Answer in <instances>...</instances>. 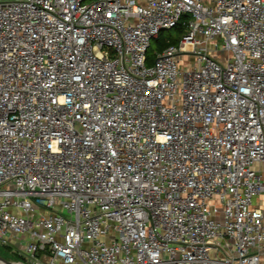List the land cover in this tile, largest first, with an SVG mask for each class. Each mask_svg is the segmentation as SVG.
Instances as JSON below:
<instances>
[{
    "label": "built area",
    "instance_id": "1",
    "mask_svg": "<svg viewBox=\"0 0 264 264\" xmlns=\"http://www.w3.org/2000/svg\"><path fill=\"white\" fill-rule=\"evenodd\" d=\"M0 245L264 264V0H0Z\"/></svg>",
    "mask_w": 264,
    "mask_h": 264
},
{
    "label": "rangeland",
    "instance_id": "2",
    "mask_svg": "<svg viewBox=\"0 0 264 264\" xmlns=\"http://www.w3.org/2000/svg\"><path fill=\"white\" fill-rule=\"evenodd\" d=\"M180 33L175 29L170 30H162L158 37L154 38L150 43V48L148 50V56L151 57L153 60L158 50V43L161 41L167 40H178L180 38ZM186 59V57H184ZM255 198L254 201H256ZM260 203V201H259ZM17 252V251H16ZM16 252L11 251L10 248L4 247L0 245V263L1 264H20L23 263V259L17 255Z\"/></svg>",
    "mask_w": 264,
    "mask_h": 264
},
{
    "label": "trees",
    "instance_id": "3",
    "mask_svg": "<svg viewBox=\"0 0 264 264\" xmlns=\"http://www.w3.org/2000/svg\"><path fill=\"white\" fill-rule=\"evenodd\" d=\"M175 28L180 34L183 32V26L178 25ZM175 28H173V29H175ZM176 43H177V40L161 41L158 43V50L162 51L166 47H168L169 45L176 44ZM152 62H153V59L147 55V64L150 65V64H152Z\"/></svg>",
    "mask_w": 264,
    "mask_h": 264
},
{
    "label": "bare ground",
    "instance_id": "4",
    "mask_svg": "<svg viewBox=\"0 0 264 264\" xmlns=\"http://www.w3.org/2000/svg\"><path fill=\"white\" fill-rule=\"evenodd\" d=\"M1 264V263H0Z\"/></svg>",
    "mask_w": 264,
    "mask_h": 264
}]
</instances>
